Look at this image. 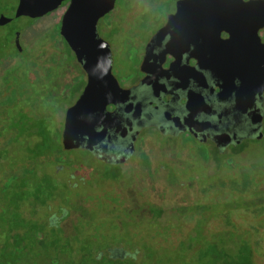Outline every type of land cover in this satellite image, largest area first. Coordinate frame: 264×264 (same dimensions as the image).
I'll return each instance as SVG.
<instances>
[{
	"label": "flooded vegetation",
	"instance_id": "af4514ba",
	"mask_svg": "<svg viewBox=\"0 0 264 264\" xmlns=\"http://www.w3.org/2000/svg\"><path fill=\"white\" fill-rule=\"evenodd\" d=\"M177 1L163 14L162 0H97L110 6L95 31L121 92L89 113L85 133L72 121L67 148L66 112L89 80L62 32L72 0H0L1 249L33 242L38 261L139 264L154 246L177 250L175 264H235L226 236L244 226L251 243L249 226H264V174L240 160L264 144V86L220 73L224 27L206 34L197 20L179 47L167 49L169 35L154 41ZM257 35L264 44V25ZM66 96L55 121L46 107ZM76 153L90 163L78 167ZM204 238L219 255L204 254Z\"/></svg>",
	"mask_w": 264,
	"mask_h": 264
},
{
	"label": "water",
	"instance_id": "95a60500",
	"mask_svg": "<svg viewBox=\"0 0 264 264\" xmlns=\"http://www.w3.org/2000/svg\"><path fill=\"white\" fill-rule=\"evenodd\" d=\"M263 6L264 1L247 4L242 0H178L175 13L168 16L154 41L159 42L169 35L167 49L179 47L185 36L184 26L197 20L203 23L206 34L224 27L230 33V39L225 44H218L220 73L236 72L241 78H250L252 85L256 84L262 89L264 44L257 35V29L264 25V14L257 16L255 9ZM109 7L106 4L98 5L97 0H72L63 17L62 32L89 79L75 105L66 112L63 143L67 148L73 145L72 121H79L78 132L85 133L91 118L89 113H103L110 97L121 92L111 73L110 50L104 43L99 44L101 41L95 31L97 18ZM246 39L251 42L250 52L244 50ZM88 48H91V52H87ZM101 48L102 52H97Z\"/></svg>",
	"mask_w": 264,
	"mask_h": 264
},
{
	"label": "rangeland",
	"instance_id": "374dc122",
	"mask_svg": "<svg viewBox=\"0 0 264 264\" xmlns=\"http://www.w3.org/2000/svg\"><path fill=\"white\" fill-rule=\"evenodd\" d=\"M174 1L175 0H162L161 6H162L163 14L164 12L171 10L173 8ZM116 60L119 61L118 59ZM53 99L51 102H49L46 108L50 112H53V118L55 117L54 120L56 121L58 120L59 117H62V114L64 113L69 103L72 101V98L70 96L69 97L66 96V97L56 98L54 100ZM52 125H54V122L52 123ZM75 158H76L75 164L78 167L82 164L90 163V160H88L89 158L88 159L87 157L81 158L79 154L77 153L75 154ZM240 160L243 162L246 161L250 167H253V170L255 172L254 174H256V176L258 177L261 176L262 174H264V144L251 145V147L248 148V150L246 151L245 156L240 158ZM196 166L197 164L194 163L192 165V169L193 171L197 170L201 179H203V177L209 176L206 173H202L200 168L199 167L196 168ZM82 188L84 187L81 186L79 190H76V191L82 193L83 192ZM108 220L109 222L112 221L111 218H108ZM238 227H240L239 228L240 231L237 234H234V235L230 234L226 236L228 239L227 241H229V245H230L229 249L231 251L235 250L237 252L235 262H237L238 264H264V226H249L251 228V236H250L251 243H249V238H248L249 231L248 230L244 231V226H238ZM191 228H195V226H191ZM212 228L213 226H208L210 233H211ZM139 232H141V234L147 238L149 235L148 226H141V229L139 230ZM204 234L207 238L209 236L211 237V234L208 235V233H205V232ZM216 239L226 240L222 236H219V234H216ZM207 240L210 242L212 241L211 243L215 242V239H212V238L211 239L204 238V240L203 239L201 240V243L203 244V248L205 250L204 254L206 255L208 251L209 255L216 257L217 254L219 255V253L216 250V247L214 246L209 250L208 245L210 243H207ZM143 250L144 252H143V255L141 256L142 260L139 262V264H150V261H143V257L144 255H146V253L151 255V258H152L151 264H153V262L155 264H175V256L178 253L177 250H170L168 253L166 249L164 251H159L154 246L144 247ZM231 254H234V253H231ZM218 260H216L215 264H220V259ZM38 262L42 264H60L59 259L56 257L54 258V261L50 260L48 258L47 252H44L43 256L40 258Z\"/></svg>",
	"mask_w": 264,
	"mask_h": 264
},
{
	"label": "trees",
	"instance_id": "16d2710c",
	"mask_svg": "<svg viewBox=\"0 0 264 264\" xmlns=\"http://www.w3.org/2000/svg\"><path fill=\"white\" fill-rule=\"evenodd\" d=\"M10 244L5 245L3 249L0 247V264H40L36 258L35 243L31 242L24 247Z\"/></svg>",
	"mask_w": 264,
	"mask_h": 264
}]
</instances>
